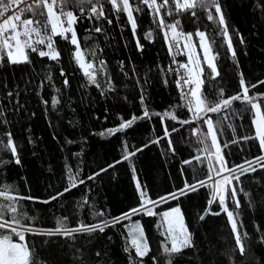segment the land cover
Segmentation results:
<instances>
[{"label":"trees","instance_id":"1","mask_svg":"<svg viewBox=\"0 0 264 264\" xmlns=\"http://www.w3.org/2000/svg\"><path fill=\"white\" fill-rule=\"evenodd\" d=\"M156 2L163 4L164 0ZM220 3L227 36L214 7L184 11L183 6L177 9V0H170L160 8L159 15L153 16L141 0H129L136 24L133 30L125 12L117 9V5L122 9L120 0L117 5L112 0H99L97 7L105 13L99 18L91 12L90 4L73 0L64 11L71 10L80 17L73 28L82 62L92 63L96 70L95 84L80 69L74 55L76 46L67 33V40L54 36L60 53L58 61L27 51L29 63L11 64L7 51L0 53V160L5 162L0 164V189H8L5 195L9 197L35 198L11 201L22 214L21 222L33 229L26 233V242L34 254L33 264H168L165 248H171V243L165 235L163 216L130 213L141 203L138 181L152 200L172 192L179 195L185 182L197 186V191L167 204L148 205L157 213L179 207L183 225L192 235L193 247L172 254V264H264V150L255 136L253 110L243 100L240 83L242 75L249 89L247 95L255 97L254 102L264 112V84L260 83L264 81V0ZM138 7L141 11H136ZM54 11L60 12L58 0ZM210 12L214 20H209ZM161 17L166 24L180 20L179 27L173 30L176 34H192L199 66L204 69L203 74H198L203 81L200 87L209 101L215 104L241 94V100L232 102L230 108L208 114L215 126L217 148L211 142L207 124L200 120L180 123L192 120L193 115L188 107H180L185 102L176 89V67L159 26ZM96 28L102 31L96 32ZM198 31L205 33L211 58L215 56L213 63L219 73L215 79L200 55ZM229 40L235 56L228 49ZM176 61L188 66L184 54ZM141 95L145 97L143 104ZM53 98L58 101L54 107ZM145 109L149 117L113 135H100L119 128L122 121L134 115L141 117ZM165 128L169 135H165ZM9 134L16 147L15 155L6 147ZM125 145L128 151L148 146L129 161L123 159ZM221 156L242 181L232 180L231 185L224 187L238 191L240 207L228 198L225 203L237 225H243L239 231L246 246L245 256L235 246L231 222L215 192L221 175L228 172L219 163ZM257 157L262 159L257 162ZM116 161L120 163L108 167ZM237 165L247 171L241 175ZM69 167L77 187L44 203L68 186ZM102 168L107 171L88 179ZM216 169L220 170L219 175ZM213 176L216 179L211 183ZM228 177L231 180L232 174ZM81 179L83 184L79 183ZM214 195L216 198L209 205ZM8 202L0 197V204ZM101 212L103 215H98ZM124 213H129L130 219L112 225L113 218ZM10 215L6 213L7 217ZM202 215L204 220L200 219ZM63 218L70 229L105 221L110 226L103 232H78L73 236L37 234L55 230L57 221ZM135 224L142 230L149 249L143 257L136 256L130 241V228ZM13 240L19 242L18 237Z\"/></svg>","mask_w":264,"mask_h":264},{"label":"snow or ice","instance_id":"2","mask_svg":"<svg viewBox=\"0 0 264 264\" xmlns=\"http://www.w3.org/2000/svg\"><path fill=\"white\" fill-rule=\"evenodd\" d=\"M14 0H0V17H4L2 22H0V53H3L5 50L7 51V58L8 61L11 64H19V63H29V53L25 51L26 49H30L31 52L37 53L39 57H48L50 60L58 61L60 58V53L55 47V42L53 40V37L56 35L62 36L64 39H68V36L65 34L67 32H71V43L73 45H76V51H75V59L77 63L80 65L82 69H85V75L88 76L90 83H97L95 80V69L92 63L85 64L81 60V50L79 47L78 39L76 32L73 28V25L77 22V20L80 18L76 15H74V12L69 10L67 12L64 11V8H66L69 4L73 2V0H58L60 12L57 14L56 11H54V5L57 4V0H23V3L26 4V7L18 8L16 12L13 15L6 16L5 13L9 11V9L12 7V3ZM81 4L87 3L91 5V12L97 16V18L104 16L105 13L103 11L102 7H97V4L99 3V0H80ZM143 4H146L148 8L152 9L153 15H156L159 13L160 8L164 7L165 5H168L170 3V0H164L163 4H156V0H141ZM112 3L114 5H117V0H112ZM123 8L120 9L117 5L118 11H126L128 12V20L132 23L133 30H135L136 24L135 20L132 16L131 6L129 4V0H122ZM180 5L177 4V9H180ZM197 7L200 8H206L210 9L212 7L215 8V13L219 15V23L221 25H224V35L227 36V25L224 18V14L222 11V5L220 3V0H192L191 3H185L183 6V10L187 11L188 9H195ZM47 9V15L45 17V11L44 9ZM136 11H141V9L138 7ZM25 13H31L32 17L28 19H23V15ZM171 14V13H170ZM192 15L195 16V12H192ZM62 17H66V23L67 28H64L65 19H62ZM209 20H214L213 14L210 12L208 16ZM109 23H111V20H109ZM180 25V20H176L173 24H166L163 17L160 19L159 26L161 28H167L168 30H175ZM49 26H50V33L49 34ZM23 28V31L20 29ZM60 29V31H57V29ZM96 32H101L102 29L96 28ZM33 35H35V39H33ZM150 36V33L148 34ZM177 35L184 36L185 40H188L192 34L184 35L183 33H178ZM197 36L201 39V47L204 49L205 52V61L208 64V67L211 69L212 73V79H215L216 76L219 75L217 68L215 64L212 62L215 60V56H213L211 59L208 58V53L210 52L209 47L204 46V39H205V33L203 32H197ZM23 37V39H22ZM165 37L167 39V32L165 33ZM175 41V46L179 47L178 40H176V37H173ZM37 45H45L47 48V51L43 50L40 47H37ZM138 42V47H139ZM173 45L170 44V50ZM186 47L188 45L186 44ZM228 49L229 51H232V55L235 56V52L232 50V44L229 40L228 42ZM191 61V56L189 57ZM101 65H103V61H101ZM182 68H187V65H181ZM200 73L203 74L204 69H199ZM183 84H181L180 81H178V86L181 87L182 92V99L186 101L184 105H180V107H188L189 111L192 112L193 119L192 120H183L180 121L181 124H190L193 121L200 120L203 123L208 125L209 134H211L214 131V124L212 117L208 115L209 113H218L222 109H228L231 107L232 102L234 101H240L241 100V94L233 95L230 98L227 99H221L219 102L213 104V102L209 101L207 96L203 94L202 87H200L203 83L202 80L199 79H193L191 76H189L187 79L181 78ZM67 83V81H66ZM241 88L243 92V100L246 101L251 105L253 109L256 110L257 116L259 119H254V123L258 125V132L260 137V143H261V149L264 150V112H261V106L257 103H255V97H249L247 95L248 93V87L245 86V82L243 79V76L241 75ZM261 84H264V81L260 82ZM183 85H189L188 92L185 93L183 91ZM251 87H256L255 85H252ZM198 88L199 93H198ZM223 89L220 90V95L223 96ZM9 96L12 95L11 92L8 93ZM190 97L195 98V105L193 107V100L190 99ZM140 101L143 104L145 101V97L141 95ZM47 103V101H45ZM58 103V101L53 98L52 105L53 107L55 104ZM155 115H159L156 113ZM165 115H168V113H165ZM150 113L147 109L144 110L143 115L141 117L133 116L130 120L122 121L119 128L116 129H108L105 132L100 133L101 136H110L113 135L115 132L123 131L126 128L131 127L137 120L143 119L146 117H149ZM175 119V117H172ZM173 131H176L174 128ZM165 135H169L167 128H165ZM249 139V138H245ZM213 145H217V139L216 136H212ZM202 142V141H201ZM71 143V141H69ZM235 143V141H233ZM169 145L171 146V140H169ZM148 145H144L140 148H136L133 151H128V146L125 145V155L123 156L124 160H129L134 155H136L137 152H140L143 150L144 147H147ZM6 147H9L11 149V152L13 155L16 154V147L14 146L12 139L9 134V139L7 141ZM225 148L228 147L227 144L224 145ZM262 158L257 157L256 160L259 162ZM5 163L3 160H0V164ZM16 163H19V159L17 158ZM116 163H120V161L114 162V164L109 165L108 167H114ZM183 163L189 164L190 161H184ZM219 163L221 164L222 168L224 170H227L229 173L232 174V179L230 180L227 176L224 177V183L225 185H231L232 180H235L237 182H241L240 176L235 175V169L228 168L227 162L224 159L223 156L220 157ZM249 165L252 163L251 161H247ZM261 167H264V164H261ZM236 168H239L241 170V175L244 174V172L247 171L243 167V165H237ZM107 171V169H100L99 172L93 173L91 176L88 177L89 180L94 179L96 176H99L101 172ZM217 174H220V170H215ZM252 171H256L255 168L252 169ZM69 174V184L67 187L64 188L62 192H57L55 195L49 198L47 201H43L44 203H49L51 200H56L60 197H62L66 192L71 191L72 188L77 187V183L75 182V177L72 173V169L69 167L68 169ZM211 179V177H209ZM80 184L84 183V180L79 181ZM219 183V182H217ZM199 185L201 187H204V182L200 181ZM137 188L139 190V195L141 198V203L137 208L130 209L131 215H162L164 218H168L171 214L175 213L177 216L180 215V209L179 207L171 208L167 211H164L163 213H157L154 212L152 208L148 207L149 204L153 205V207H159V204H167L170 200H176L179 199L180 196L187 195L189 192H195L197 191V186L193 184H189L185 182V185L183 188L178 190L179 195L177 192L167 193L165 196L159 197L158 200H152L148 198V190L137 182ZM8 191V189H0V197H4L5 200L9 201L7 204H0V264H33L32 257L33 253L31 250V246H29L26 242V233L33 232V229L31 227H26L21 222V213H18L17 207L15 203H12L13 200H19V199H35L33 197H9L6 196L5 193ZM242 191V189L240 190ZM215 192L219 195V201L223 212H227V216L229 221L231 222V229L232 233L234 234L235 238V246L239 249L240 255L245 256L246 255V246L244 243V240L241 236V233L239 231V228H242L243 225L240 224L237 225L236 221L233 219V213L231 211H228L227 205L225 203L226 198L231 199L235 202L237 207H240V201L237 199L238 197V191L235 187L231 188L230 190L227 189V187L224 188H215ZM215 195L213 196V199L209 201V205L213 203L215 200ZM88 201L85 200L84 204H87ZM10 212V217L6 216V213ZM209 214V210H206L205 215ZM214 215H220L221 213H212ZM98 215H103V213H98ZM205 215H202L200 217L201 220L205 219ZM130 219L129 213L122 214L121 217L113 218L112 225L121 223L122 220ZM66 218L59 219L57 221L58 227L55 230L49 231L47 233H37V234H48V235H57V234H63L65 236H73L75 233L78 232H85V233H91L95 232L97 230L103 232L105 227L110 226L107 221L102 222L100 224H94V225H84L81 224L76 228H68L65 224ZM166 223H169L168 231L165 233L166 236H172L174 237L171 248H165V252L169 255L168 264H172L171 261V255L174 253L181 252L184 248L193 247L192 242V235L189 232L188 228L180 224V231L177 232L175 228L172 227L171 223L165 219ZM16 225V227H13L12 225ZM18 237L19 242H14L13 237ZM247 236V233H244V237ZM177 241H179V247H177ZM264 242V238H262V241ZM132 246L135 248V254L137 257H143L145 256L149 249L147 247V241L143 239L142 236V230H141V237L139 239L133 238L131 241ZM99 255V253H97Z\"/></svg>","mask_w":264,"mask_h":264},{"label":"rangeland","instance_id":"3","mask_svg":"<svg viewBox=\"0 0 264 264\" xmlns=\"http://www.w3.org/2000/svg\"><path fill=\"white\" fill-rule=\"evenodd\" d=\"M177 1H178V3H179L180 6H184V4L186 2L187 3H191L192 2V0H177ZM120 3H121V7L123 8L122 0H120ZM45 10H46L45 14L47 15V9H45ZM124 12H125V14L127 16V19H128V12H126V11H124ZM65 22H66V18H65ZM63 26H64V28H67V23H65ZM49 28H50V26H49ZM57 31H60V29L58 28ZM170 31L174 34V31L173 30H170ZM67 34H69L70 41H71V35H72V33L71 32H67ZM197 38H198V48H199L200 55L202 56V59H203L204 64H206L208 66L207 62L205 61V52H204V49L201 47V39H200L199 36H197ZM192 40H193V38L192 39L189 38L188 40H185L184 39L181 42L180 47L184 50L185 57H186V59L188 61V67L187 68H182L181 67V70H182L183 74H185L187 76V78L189 76H191L193 79H196V77L198 79V74L200 72L199 71L200 66H199L198 53L196 51L195 41L194 40L192 41ZM192 43L194 44V46L192 45ZM203 43H204V46L205 47H208L207 42H206L205 39H204ZM186 44L188 45V47H186ZM75 51H76V49H75ZM74 55H75V53H74ZM190 56H191V61L189 59ZM208 58L211 59L210 52L208 53ZM79 67H80V65H79ZM80 69L83 72L85 71V69H82L81 67H80ZM198 91H199V88H198ZM190 98L193 100V107H194V105H195V98H193V97H190ZM252 110H253V120H252L253 122H252V124H253V127H254L255 136L258 139H260L259 132H258V125L256 123H254V119H257L258 120L259 117L257 116L256 110L253 109V108H252ZM209 135H210L211 142L213 144V140H212L213 132L211 134H209ZM215 148H217V145L215 146ZM216 156H217V154H216ZM229 174H230L229 172H225L224 174L221 175L220 183L218 184V187L217 188H223L224 187V185H225V183H224V177L225 176L228 177ZM212 179L210 180L211 183H213V181L216 178L213 176ZM165 219H167V221H169L171 223L172 227L175 228L177 232L180 231V224H183L181 215L177 216V214L173 213L168 218H164L163 217V221H164V224H165V228L168 231L169 223H166L165 222ZM130 232L132 234L131 235V238H130V241H132L133 238L139 239L141 237V230H140V228L138 227L137 224H135L134 227L130 228ZM169 239H170V243L172 245V242H173L174 237L169 236ZM179 246H180L179 245V241H177V247H179Z\"/></svg>","mask_w":264,"mask_h":264},{"label":"built area","instance_id":"4","mask_svg":"<svg viewBox=\"0 0 264 264\" xmlns=\"http://www.w3.org/2000/svg\"><path fill=\"white\" fill-rule=\"evenodd\" d=\"M156 4H157V2H156ZM22 7H26V4L23 3V0H14V2L12 3V7L9 9L8 12L5 13V17H6V16L13 15V14L16 12V10H17L18 8H22ZM151 13H152V15H153V11H152V9H151ZM156 15H159V13L156 14ZM153 16H154V15H153ZM3 18H4V17H0V22H2ZM22 18H23V19H28V18H31V17H24V16H23ZM65 18H66V17H62V19H65ZM65 23H66V22H65ZM65 23H64V24H65ZM160 29H161V31H162V33H163V35H164L165 42L167 43V47H168L169 53H170L171 57L173 58L174 66L176 67V71H175V85H176V89H177V91H178V93H179V98H180L181 101H183V102L186 103V101L182 99V95H181L182 89H181L180 86H178V81H180L181 84H183L181 78L183 77L184 79H187V76H186L185 74H183V72H182V70H181V65H182V64H180L179 62L176 61V57H178L180 54H184V56H185V53H184V50L180 47V44H179V47H176V46H175V41H174L173 37H176V40H178V43H181V42L184 40V38H183L182 35H177L175 32H174V34H173V33H172L170 30H168L167 28H161V27H160ZM20 30L23 31V28H21ZM166 32H167V39H166V37H165V33H166ZM49 34H51V33H50V28H49ZM35 38H36L35 35H33V39H35ZM22 39H23V37H22ZM53 40H54V37H53ZM54 42H55V40H54ZM170 44L173 45V46L171 47V50H170ZM37 47H40V48H42L43 50L47 51V48H46L45 45H37ZM26 51H28V52H30V53H33V52L30 51V49H26ZM33 54H36L37 56H39L37 53H33ZM45 58H48V57H45ZM188 88H189V85H183V91H184L185 93L188 92ZM190 99H191V98H190ZM188 110H189V109H188ZM189 112H190V111H189ZM190 114L192 115V112H190Z\"/></svg>","mask_w":264,"mask_h":264},{"label":"crops","instance_id":"5","mask_svg":"<svg viewBox=\"0 0 264 264\" xmlns=\"http://www.w3.org/2000/svg\"><path fill=\"white\" fill-rule=\"evenodd\" d=\"M196 79H197V77H196Z\"/></svg>","mask_w":264,"mask_h":264},{"label":"water","instance_id":"6","mask_svg":"<svg viewBox=\"0 0 264 264\" xmlns=\"http://www.w3.org/2000/svg\"><path fill=\"white\" fill-rule=\"evenodd\" d=\"M213 180V179H212Z\"/></svg>","mask_w":264,"mask_h":264}]
</instances>
